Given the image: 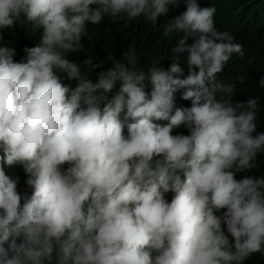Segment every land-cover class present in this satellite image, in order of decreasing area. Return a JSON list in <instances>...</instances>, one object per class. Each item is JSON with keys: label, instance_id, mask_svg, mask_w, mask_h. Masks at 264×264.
I'll return each instance as SVG.
<instances>
[{"label": "clouds", "instance_id": "clouds-1", "mask_svg": "<svg viewBox=\"0 0 264 264\" xmlns=\"http://www.w3.org/2000/svg\"><path fill=\"white\" fill-rule=\"evenodd\" d=\"M168 5L179 14L166 31L183 35L166 68L139 66L131 47L69 58L89 26L155 24ZM214 12L198 0H0V264H53L54 253V264L264 256V175L248 174L264 153L259 98H216L231 93L216 74L241 46L215 29ZM18 25L40 40L16 61L3 34ZM14 167L30 194L17 191Z\"/></svg>", "mask_w": 264, "mask_h": 264}, {"label": "trees", "instance_id": "trees-1", "mask_svg": "<svg viewBox=\"0 0 264 264\" xmlns=\"http://www.w3.org/2000/svg\"><path fill=\"white\" fill-rule=\"evenodd\" d=\"M203 6H212L218 11L217 16L220 19H228L232 14H238L236 16H242L246 23L252 21L251 24L256 25L254 28H259V34L256 38L264 39V0H199ZM169 10V6L167 7ZM126 22L122 20H113L111 18H105L97 26H89V36L83 38V47L78 53L69 54V58L73 60L84 59L85 57H94L95 59H101L107 54L111 53L115 56H121L126 52L129 47L134 48L137 53L138 65L143 67L144 65L157 64L162 65L165 68L168 66L166 59V49L170 45V41L167 38L165 29L166 25L151 24L149 22ZM227 24L224 26L226 27ZM250 25L247 24L246 27ZM223 27V28H224ZM171 35H177V33H170ZM37 38V39H36ZM254 38V39H256ZM3 39L11 41L16 49V55L14 60H21L25 53L22 51L24 47H32L39 43L40 31L34 32L30 26L18 25L15 32L10 36L7 33L3 34ZM263 39L261 41H263ZM250 40V46L259 47L264 45V42L258 44ZM264 49V47H261ZM172 56L174 55L171 51ZM256 57V56H255ZM232 78V72H229V81ZM240 81V80H239ZM147 83V82H146ZM258 86L250 85L248 89L251 94L262 95L260 89H255ZM115 91V88L113 89ZM112 93L108 95L111 96ZM264 95V94H263ZM176 105L180 107H188L186 100H181L179 93L176 95ZM264 165L255 170H249L248 174L251 175H264ZM9 174L18 178L17 191L24 193L29 192L30 189H26L24 184L25 175L19 167L9 168ZM244 173L236 175V178H240ZM257 254H253L255 256ZM55 260V253L53 254V264ZM45 264H48L46 261ZM244 264H264V259L261 261H244Z\"/></svg>", "mask_w": 264, "mask_h": 264}, {"label": "water", "instance_id": "water-1", "mask_svg": "<svg viewBox=\"0 0 264 264\" xmlns=\"http://www.w3.org/2000/svg\"><path fill=\"white\" fill-rule=\"evenodd\" d=\"M182 1V0H181ZM199 3V0H198ZM181 2L179 3V6L181 7ZM203 4V3H202ZM169 8V11L172 9V5ZM177 7L179 11H181V8ZM218 11L215 10L214 16H213V24L215 29L218 32H228L232 38L234 43H238L241 46V53H233L230 56L229 61L223 66L221 72L216 74V80L223 84V85H230L231 86V96L229 94H221L217 93L216 98L221 99V98H227L230 99V101H245L248 97H258V107H259V112L257 115V131H264V95H250L251 91L246 90L250 85H258L259 79L264 76V49L260 47H253L250 46V40H253L252 42H255L257 40L258 29L259 28H251V27H246L247 24H251V22L246 23L244 21V18L242 16H236L238 14H232L231 16L228 17V19H220L217 16ZM179 13H176L175 15H170V13L165 16V14L161 15L160 17L157 18V24H162L166 25L167 23L170 22L172 17L178 15ZM142 18H138L137 20H134V22H142ZM129 24L128 22H126ZM227 24L226 27H224ZM224 27V28H223ZM243 30V31H241ZM247 30V31H244ZM167 38L170 41L169 47L166 49L167 53L166 54V59L168 63H171L172 60V54L171 50L175 46L176 41L183 35V33H177V35H171L169 32L166 31ZM256 38V39H254ZM193 40V37H188L187 38V43H191ZM259 40V39H258ZM256 56V57H255ZM186 59V54H181L180 55V60L177 62L183 66V63ZM261 66H259V64ZM168 64V65H169ZM232 72V78H230L229 81V72ZM187 74V70L185 69V75ZM240 80V81H239ZM241 86L242 90H238V87ZM187 104L189 106L190 101H187ZM261 106V107H260ZM261 119V121L259 120ZM181 131H185L181 129ZM186 134V131H185ZM264 165V153H261L257 156L256 158V167L251 170H255L261 166ZM261 171H264L261 170ZM241 174V173H236V175ZM243 175V174H242ZM261 175V174H260ZM239 179V178H237ZM171 193L166 194V199L171 198ZM221 212L223 210L221 209ZM223 228V225H222ZM231 240V238H229ZM264 259V256H261L259 254L253 256L251 255L247 261H261Z\"/></svg>", "mask_w": 264, "mask_h": 264}, {"label": "bare ground", "instance_id": "bare-ground-1", "mask_svg": "<svg viewBox=\"0 0 264 264\" xmlns=\"http://www.w3.org/2000/svg\"><path fill=\"white\" fill-rule=\"evenodd\" d=\"M199 4L202 6V2L199 1ZM168 6H169V5H168ZM168 6H167V7H168ZM173 11H175V13H178L177 10H176V6H175V10H173ZM168 12H169V10H168V8H167V12L165 13V16H167ZM175 13H174V14H175ZM167 18H168V16H167ZM250 22L252 23V21H250ZM255 26H256V25H254V24H250L249 27L253 28V27H255ZM241 31H243V30H241ZM244 31H247V30H244ZM36 39H37V38H36ZM258 39H259V40H258ZM262 39H263V38H257V40H256L255 42H257L258 44H261V43L264 42V39H263V41H261ZM259 47H260V48H261V47H264V45H261V46H259ZM261 64H262V63H260L259 66H261ZM256 86H257V85H256ZM255 89H260L261 92H263V94H264V88L260 87L259 84H258V87L255 88ZM238 90H239V91L242 90V87L239 86V87H238ZM250 95H251V94H250ZM229 96H231V93L229 94ZM260 107H261V106H260ZM7 172L9 173V170H8Z\"/></svg>", "mask_w": 264, "mask_h": 264}]
</instances>
